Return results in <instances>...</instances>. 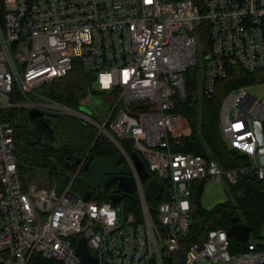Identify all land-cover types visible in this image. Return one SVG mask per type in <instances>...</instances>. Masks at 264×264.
<instances>
[{
  "label": "built area",
  "instance_id": "built-area-1",
  "mask_svg": "<svg viewBox=\"0 0 264 264\" xmlns=\"http://www.w3.org/2000/svg\"><path fill=\"white\" fill-rule=\"evenodd\" d=\"M75 66L103 92H87L80 109L41 90ZM192 67L206 97L230 67L263 77L226 90L219 104L221 134L247 164L223 169L214 158L172 149L188 130L175 104ZM257 86L259 96L250 92ZM94 96L109 102L102 118L89 107ZM31 108L106 134L131 169L141 215L83 200L70 191L73 177L61 192L23 182L17 125L5 114ZM118 140L132 141L163 186L154 217L144 197L152 177L139 178ZM243 176L264 181V0H0V264H91L76 252L82 239L96 264H264V226L261 243L251 230L237 241L227 227L184 241L193 183L227 185ZM231 239L242 247L232 251Z\"/></svg>",
  "mask_w": 264,
  "mask_h": 264
},
{
  "label": "trees",
  "instance_id": "trees-1",
  "mask_svg": "<svg viewBox=\"0 0 264 264\" xmlns=\"http://www.w3.org/2000/svg\"><path fill=\"white\" fill-rule=\"evenodd\" d=\"M261 79L263 77H260L256 72L248 73L238 67H230L224 78L216 80L215 92L210 97H206L198 93L197 69L189 68L185 76V95L175 104V110L182 114L188 130L177 143L171 140L172 149L214 158L223 169L247 164L241 154L227 145L221 134L219 104L226 90ZM41 90L46 96L73 109L81 108L80 99L87 92L90 91L94 95L103 94L93 86V75L85 74L80 66H75L64 77L43 84ZM89 114L94 120L102 121V119H97L94 113L90 112ZM5 116L17 125L15 149L18 171L23 182L34 183L31 177L37 172H41L45 177V183L35 182V184L45 188L54 184L59 185L65 175L63 169L68 156L71 157L69 172L78 167L74 158H79L82 161L87 160L90 156L92 158L109 157L118 151L115 143L106 134H98V128L95 125L79 121L70 115H60L51 121L54 136V141L51 143L43 141L33 133L28 124L26 111L20 110L17 113L10 110ZM100 117L102 118V116ZM106 129L110 131L108 123H106ZM118 141L128 154L132 153L131 140ZM144 165L149 171L148 176L154 177L155 174L149 170L145 161ZM53 177L58 179L59 183H50V179ZM203 182L204 180H201L196 187L193 186L190 198L191 224L184 237L185 242L201 238L207 229L213 227L228 228L233 217H238L240 223L250 226L251 231L256 232L264 226L263 180L254 176H243L236 183L227 184L226 189L229 192V197L210 210L203 208L198 200ZM71 187L79 190L82 194L85 192L87 188L82 180V172H77ZM116 192L115 186H111L108 191H104L100 187L94 190L92 192L94 196H91L99 202H111L110 196ZM156 204V201L150 202L149 207L156 206ZM116 205L123 211L134 212L137 216L141 215L140 201L135 192L125 195ZM151 215L153 217L152 213ZM195 235L196 237H194ZM230 241L232 251L242 247L235 240L231 239ZM178 262L173 264H178Z\"/></svg>",
  "mask_w": 264,
  "mask_h": 264
},
{
  "label": "water",
  "instance_id": "water-1",
  "mask_svg": "<svg viewBox=\"0 0 264 264\" xmlns=\"http://www.w3.org/2000/svg\"><path fill=\"white\" fill-rule=\"evenodd\" d=\"M43 112L36 108H31L28 110V117L32 120H38L37 124L33 125V133L38 135L43 141L51 143L54 141V136L50 134L45 136L44 133L50 132L51 129L47 127V124L43 122L40 117ZM99 134V132H98ZM135 169L141 180L148 178V172L145 168L143 161L140 159L136 152L130 154ZM70 156L67 157V162L64 166V177L58 185V192H61L66 184H68L72 177L77 175V171L74 176L68 174ZM122 160V153L117 151L109 157H96L92 158L90 156L84 166L82 167V180L86 186L85 192L82 194V199L87 201L92 195V192L99 186L106 191L110 186H115L117 193L110 196L111 203L116 205L125 195L134 192L136 188V181L131 175V169L128 164H120ZM75 163L81 165L82 161L79 158H75ZM73 180V179H72ZM162 184L157 178L152 177L147 180L145 188V200L150 203L159 199L162 192ZM251 228L247 224L240 223L238 217H233L231 220V225L228 227L227 233L229 236L233 237L237 241H245L248 238ZM77 254L84 262H90L91 264H96V259L92 258L85 246V242L82 239L76 249Z\"/></svg>",
  "mask_w": 264,
  "mask_h": 264
},
{
  "label": "rangeland",
  "instance_id": "rangeland-1",
  "mask_svg": "<svg viewBox=\"0 0 264 264\" xmlns=\"http://www.w3.org/2000/svg\"><path fill=\"white\" fill-rule=\"evenodd\" d=\"M261 89L262 87L260 86L252 87L250 88V92L253 93L255 96H259V94L261 93ZM89 107L93 110V112L102 116L104 113V110L102 109V107L108 108L109 102L101 96H94L93 102L89 104ZM27 118H28L29 126L33 129V125L37 124L38 120L31 121L28 117V113H27ZM50 134L53 135V131H51V133L50 132L44 133L45 136H49ZM77 169L78 167H76L75 170L69 171L68 174L70 176H74ZM31 180L34 181V183L36 182L38 184L45 183V177L43 176L41 172H37V174L31 177ZM55 182L59 183V180L54 177L50 179V183H55ZM199 182L200 181H195L193 185L196 187L199 184ZM70 191L74 193L75 195H78V196L82 195V192H80L79 190L75 188L71 187ZM92 196H94V193L92 194ZM228 197H229V192L227 191L225 184H220L218 181L212 178H207L203 182L202 191L199 194L198 200L203 208L210 210L213 207H215L218 203L225 201ZM150 208H151V213L153 214V217H154L155 206L149 207V209ZM262 232H263V226L256 232L251 231V239L255 242H260V243L263 242ZM238 245H243V244H238ZM178 261H180L178 262V264L179 263L181 264V260H178Z\"/></svg>",
  "mask_w": 264,
  "mask_h": 264
},
{
  "label": "flooded vegetation",
  "instance_id": "flooded-vegetation-1",
  "mask_svg": "<svg viewBox=\"0 0 264 264\" xmlns=\"http://www.w3.org/2000/svg\"><path fill=\"white\" fill-rule=\"evenodd\" d=\"M60 116V115H59ZM56 117H58V116H56ZM56 117H53V116H49V115H47L46 113L45 114H42V116L40 117V119L43 121V122H45L46 124H47V127L49 128V129H51L52 130V128H51V121L54 119V118H56ZM71 158V157H70ZM73 160H75V158L73 159ZM70 160H68V162H69ZM85 162H86V160H82V165L80 166V165H78V169H77V172H82L81 170H82V167L84 166V164H85ZM70 163V162H69ZM125 162H124V160L122 159L121 160V163L120 164H124ZM83 174V173H82ZM101 186H99V187H97L96 189H98V188H100ZM111 187V186H110ZM109 187V188H110ZM108 188V189H109ZM95 189V190H96ZM108 189L106 190V191H108ZM117 193H120V192H116V193H114V195L115 194H117ZM113 196V195H112Z\"/></svg>",
  "mask_w": 264,
  "mask_h": 264
}]
</instances>
